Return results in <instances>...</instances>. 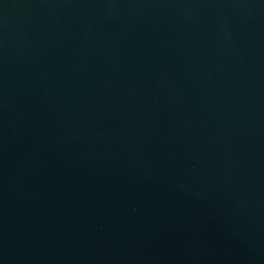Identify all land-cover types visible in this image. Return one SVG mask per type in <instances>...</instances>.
<instances>
[{"label": "water", "instance_id": "1", "mask_svg": "<svg viewBox=\"0 0 264 264\" xmlns=\"http://www.w3.org/2000/svg\"><path fill=\"white\" fill-rule=\"evenodd\" d=\"M0 264H264V0H0Z\"/></svg>", "mask_w": 264, "mask_h": 264}]
</instances>
